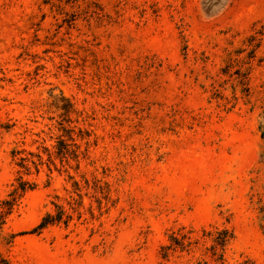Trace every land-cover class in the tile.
<instances>
[{"label":"rangeland","instance_id":"374dc122","mask_svg":"<svg viewBox=\"0 0 264 264\" xmlns=\"http://www.w3.org/2000/svg\"><path fill=\"white\" fill-rule=\"evenodd\" d=\"M0 264H264V0H0Z\"/></svg>","mask_w":264,"mask_h":264},{"label":"trees","instance_id":"16d2710c","mask_svg":"<svg viewBox=\"0 0 264 264\" xmlns=\"http://www.w3.org/2000/svg\"><path fill=\"white\" fill-rule=\"evenodd\" d=\"M47 218L48 217H43V219L40 221V223L37 225V228L38 229H41V228H43V227H45L47 224H48V221H47ZM224 236H225V234H227V231L226 230H224ZM223 240H225V238L223 239Z\"/></svg>","mask_w":264,"mask_h":264}]
</instances>
